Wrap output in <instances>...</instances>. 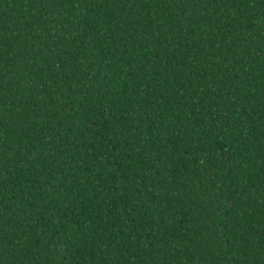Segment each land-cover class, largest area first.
<instances>
[{
    "label": "trees",
    "instance_id": "trees-1",
    "mask_svg": "<svg viewBox=\"0 0 264 264\" xmlns=\"http://www.w3.org/2000/svg\"><path fill=\"white\" fill-rule=\"evenodd\" d=\"M0 264H264V0H0Z\"/></svg>",
    "mask_w": 264,
    "mask_h": 264
}]
</instances>
